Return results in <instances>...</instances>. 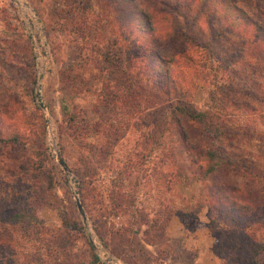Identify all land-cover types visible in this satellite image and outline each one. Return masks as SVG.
Returning <instances> with one entry per match:
<instances>
[{
    "label": "rangeland",
    "instance_id": "1",
    "mask_svg": "<svg viewBox=\"0 0 264 264\" xmlns=\"http://www.w3.org/2000/svg\"><path fill=\"white\" fill-rule=\"evenodd\" d=\"M116 10L107 0H82L75 10L54 0H0V138L19 140L0 147V264H90L91 253L99 264H248L243 246L197 193L213 182L245 196L263 190L240 175L239 160L264 167V95L251 97L255 88L244 79L227 89V72L204 60L170 70V99L156 95L138 61L117 67L111 58L109 69H98L106 52H116ZM183 104L220 110L216 135L237 166L221 165L212 177L183 169L175 176L167 156L178 133L169 115ZM176 149L181 161L185 152ZM74 171L90 180L84 222ZM108 192L122 204L115 212ZM25 199L40 226L7 220V208ZM198 200L203 208L195 213ZM155 213L170 220L161 241L147 245L141 215ZM254 239L264 245V228ZM257 261L264 264V253Z\"/></svg>",
    "mask_w": 264,
    "mask_h": 264
},
{
    "label": "trees",
    "instance_id": "2",
    "mask_svg": "<svg viewBox=\"0 0 264 264\" xmlns=\"http://www.w3.org/2000/svg\"><path fill=\"white\" fill-rule=\"evenodd\" d=\"M81 1L54 0L67 10H75ZM107 1L116 5L118 9L116 13L120 19V26L117 28L115 40L118 45L115 53L109 50L103 55V61L100 62L98 69H109L112 64L111 58L119 59L117 67H124V61H138L145 72L147 71L146 75L151 76L147 82H151L157 91L156 95L170 99V70L180 66L182 70L196 69L201 60H204L215 63L216 67L222 68L223 73L227 72L225 73L229 78L227 82L230 80L227 89H232L235 81L244 79L250 84V88L251 86L255 88H252L254 90L251 97L264 95V84L262 82L259 86L257 81L261 77L264 78V0ZM108 75H112L111 71H108ZM121 91L123 92V90L116 92L115 96H119ZM130 96L128 93H122V98L129 100ZM216 112L185 104L172 106L169 120L176 124L178 143L172 146V151H168L167 157L170 158V165L176 167L175 176L181 177L183 169L191 171L190 175L212 177L225 169L221 165L232 167L238 165L233 164L228 158L233 154L225 152L226 146L224 147L217 138L216 133H219L222 126L216 124L214 119L219 122H222V119L218 116L219 112L217 114ZM18 141L17 135L8 139L0 138V147L8 143L17 145ZM175 148L185 152L181 161H175ZM239 163L240 175L248 180H259L264 190V167L252 165L253 162H247L245 159H240ZM250 166L254 167L253 171ZM74 174L78 179L79 202L87 216L85 201L90 180L77 171H74ZM184 176L187 177L185 174ZM263 190H255V195L250 192L245 196L244 190L227 182L222 184L213 182L209 192L200 190L197 193L198 197H204L200 201L205 202V207L218 213L221 224L226 225L233 233L234 240L243 246L248 264H259L257 257L264 253V245L254 239L255 232L264 228ZM108 201L113 212L122 207V204L115 202L110 192ZM200 201L198 200L196 204L195 213L203 208ZM214 202L221 207L219 210L211 208ZM7 210V220L11 223L27 221L40 226L37 214H34L35 210L27 199L19 202L17 209ZM155 214L156 216L150 219L144 214L141 215L144 228L141 235L147 245L161 241L165 225L170 220V216L167 215L160 221L157 213ZM91 227L101 242L99 227L96 225ZM79 230L82 231V228ZM86 244L92 252L90 245ZM90 256V264H99L95 254L91 253Z\"/></svg>",
    "mask_w": 264,
    "mask_h": 264
},
{
    "label": "water",
    "instance_id": "3",
    "mask_svg": "<svg viewBox=\"0 0 264 264\" xmlns=\"http://www.w3.org/2000/svg\"><path fill=\"white\" fill-rule=\"evenodd\" d=\"M59 164L62 165L61 162H59ZM76 209H77L78 213L80 214V216L84 222L85 221V215H84V212L82 211V208H81L79 202H76Z\"/></svg>",
    "mask_w": 264,
    "mask_h": 264
}]
</instances>
